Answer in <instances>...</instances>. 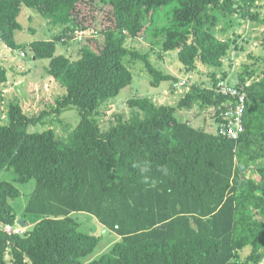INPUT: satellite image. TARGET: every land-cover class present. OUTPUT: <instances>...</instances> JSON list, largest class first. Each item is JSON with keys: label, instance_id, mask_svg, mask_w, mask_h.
<instances>
[{"label": "trees", "instance_id": "16d2710c", "mask_svg": "<svg viewBox=\"0 0 264 264\" xmlns=\"http://www.w3.org/2000/svg\"><path fill=\"white\" fill-rule=\"evenodd\" d=\"M23 7L58 30L27 48L66 90L50 112L76 109L80 122L62 137L31 132L50 112L30 116L20 101L7 103L0 173L36 186L19 216L20 190L0 183V264H264V56L234 79L224 71L230 53L243 50L230 33L239 20L264 25V0H0V44L26 58L16 42ZM141 39L146 52L129 45ZM59 42L82 45L72 59L57 55ZM172 53L182 74L211 69L209 83L191 84L173 106L131 99L130 117L104 130L98 118L132 85V63L152 87L178 90L180 78L151 61ZM8 82L0 62V88ZM221 82L247 97L237 139L221 134L222 114L238 100L217 92ZM207 111L216 134L193 126ZM78 214L95 219L94 232L81 231ZM20 221L26 229L15 232ZM103 237L108 251L92 257Z\"/></svg>", "mask_w": 264, "mask_h": 264}, {"label": "rangeland", "instance_id": "374dc122", "mask_svg": "<svg viewBox=\"0 0 264 264\" xmlns=\"http://www.w3.org/2000/svg\"><path fill=\"white\" fill-rule=\"evenodd\" d=\"M264 16V7L261 10ZM22 29L16 32V42L18 45L28 48L31 43L39 41H53L58 33L57 28L52 26L47 19H45L39 12L23 7L22 13L18 19ZM234 33H230V38L234 39L237 34L240 36V46L242 51H232L229 57L224 61V71L228 72L231 79H234L239 73L243 71L246 66L257 65V58L264 56V25H255L250 22L238 21ZM221 39H227V36L219 35ZM82 44H57V55L70 56L72 59L77 56L78 49ZM130 46L139 51L146 52L150 49L148 44L141 40L132 41ZM19 50H11L0 44V62L8 71L9 82L6 86L0 88V125L8 122L6 111L7 103L11 100H18L24 108V111L30 115H40L43 111H49L53 107L56 100L62 97L66 90L63 89L54 79L47 76L46 70L49 66V61L34 60L33 53L30 49L26 50L27 57L23 58ZM72 53V54H71ZM71 54V55H70ZM151 61L161 70L174 75L180 82L182 79H189L190 84L185 87H179L176 92L172 89V83L164 82L159 88H154L150 84V77L145 72L141 63H132L130 69L133 74V83L127 88L123 89L120 95L110 101V103L102 111L98 118L101 127L104 130L109 129L116 123V116H123L125 119L129 118L131 111L128 108L127 102L135 98H150L158 105H176L181 97L187 92L194 83L204 84L209 83L208 76L211 69L200 66L198 70L190 72L188 75L182 74L181 65L178 61L177 55L174 53L165 55L162 60L158 59L156 55L151 56ZM219 76H222L219 74ZM206 82V83H205ZM193 113V112H192ZM45 123H40L38 126L30 127L31 132H43L48 129L56 131L58 136H66V129L72 126L73 131L80 122V116L76 109H71L63 113L60 117L55 113H49L45 119ZM193 126L196 128H203L206 131L216 134L218 131V123L213 118V111H207L199 116L194 121ZM261 162L258 166H263ZM15 174L11 171L0 173L1 182H13L20 190L22 196L15 202H12L16 212L22 215V211L26 206L28 196L34 191L36 182L33 180L29 184L20 185L15 183ZM81 224V231L90 233L91 229L94 232L96 228L95 219L82 214L77 215ZM18 226L19 231L26 229ZM106 238L103 237L102 243L92 257H97L102 253L108 251L104 250ZM249 250L242 253L245 259ZM8 256V260H10Z\"/></svg>", "mask_w": 264, "mask_h": 264}, {"label": "built area", "instance_id": "2783aa9c", "mask_svg": "<svg viewBox=\"0 0 264 264\" xmlns=\"http://www.w3.org/2000/svg\"><path fill=\"white\" fill-rule=\"evenodd\" d=\"M183 86H188L186 79L182 80L180 83V87ZM217 92L224 96H232L238 99L237 102L231 100L227 105V110H225L222 114L224 121L221 128V134L232 139H237L244 132L243 122L247 104L246 94H243L234 87L229 86L227 82H221L217 88ZM5 230L11 233L13 228L11 226H7ZM14 231L20 232L19 229Z\"/></svg>", "mask_w": 264, "mask_h": 264}, {"label": "water", "instance_id": "95a60500", "mask_svg": "<svg viewBox=\"0 0 264 264\" xmlns=\"http://www.w3.org/2000/svg\"><path fill=\"white\" fill-rule=\"evenodd\" d=\"M19 225L22 226V227H24L22 221L19 222ZM94 229H96V228H94Z\"/></svg>", "mask_w": 264, "mask_h": 264}]
</instances>
